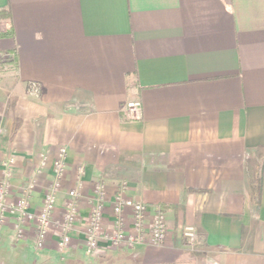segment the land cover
I'll return each instance as SVG.
<instances>
[{
	"label": "crops",
	"instance_id": "obj_1",
	"mask_svg": "<svg viewBox=\"0 0 264 264\" xmlns=\"http://www.w3.org/2000/svg\"><path fill=\"white\" fill-rule=\"evenodd\" d=\"M0 67L13 74L0 81V101L9 87L16 107L8 199L27 197L37 214L61 148L57 222L68 192L80 194L69 245L58 249L56 230L36 250L30 223L16 260L264 264V0H0ZM30 85L37 96L26 95ZM131 101L141 103L139 121L123 113ZM96 184L105 232L115 231L120 194L144 204L148 220L163 214L171 236L132 249L100 239L88 254ZM123 217L129 232L131 211Z\"/></svg>",
	"mask_w": 264,
	"mask_h": 264
},
{
	"label": "built area",
	"instance_id": "obj_2",
	"mask_svg": "<svg viewBox=\"0 0 264 264\" xmlns=\"http://www.w3.org/2000/svg\"><path fill=\"white\" fill-rule=\"evenodd\" d=\"M28 94L35 97L39 94L36 85H30ZM123 113L131 121L141 119V103L139 101L128 102ZM67 152L64 148L58 151L53 166V180L50 188L44 194L42 206L37 214L31 212V204L27 197L20 198L15 204L10 203L8 196L11 193L10 178L14 160H8L3 164V179L0 183V228L13 227L14 237L21 239L25 235V226L34 223V247L40 250L44 247L47 237L58 230L60 238L58 249L63 251L70 243L71 233L75 230L77 223L81 222L78 210L77 190L68 192V201L64 205V216L57 222L54 218L56 195L66 173ZM44 166V162L41 164ZM105 191L101 184L94 186V198L90 203V213L84 221L85 226V250L91 254L99 246V240L103 239L110 247L132 249L136 246L152 243L163 245L171 236L165 216L160 212L152 214L147 219V207L137 201L126 199L122 195L115 198L113 213L116 217L115 231L112 233L103 230V210L105 206ZM129 209L132 214L130 231L123 221L124 210ZM182 239L190 246L196 241V231L191 226H186L181 231Z\"/></svg>",
	"mask_w": 264,
	"mask_h": 264
},
{
	"label": "rangeland",
	"instance_id": "obj_3",
	"mask_svg": "<svg viewBox=\"0 0 264 264\" xmlns=\"http://www.w3.org/2000/svg\"><path fill=\"white\" fill-rule=\"evenodd\" d=\"M6 69V67H0V81L4 82L5 80H8V78H13V74L9 73V71ZM6 89V88H5ZM9 93H7L6 98L2 99L0 101V170L2 169V173H0V183L3 179V164H5L8 160H14V165L12 167L11 171V178H10V186L12 188V178L15 171V168L17 166L16 161V148L17 145H7L6 139L8 137H11V140L15 137V117H14V110H15V101L13 100L15 97L13 96V90L7 88ZM6 89V90H7ZM30 87L28 86L26 90L28 91ZM11 90V91H10ZM11 94V95H10ZM28 97H32L29 94H26ZM14 142V141H13ZM48 191V190H47ZM46 191V192H47ZM10 203L15 204L16 202L13 199H9ZM3 228H10L12 232V236L7 235L5 232L1 231L3 234H0L2 239H5L4 242L6 243L5 247L0 246V264H24L23 262L16 260V249L14 243L21 239H16L14 237V230L13 227L9 224L8 226H4ZM24 237V236H23ZM29 254H32L29 252ZM30 262V261H29ZM33 262L29 263L32 264Z\"/></svg>",
	"mask_w": 264,
	"mask_h": 264
}]
</instances>
